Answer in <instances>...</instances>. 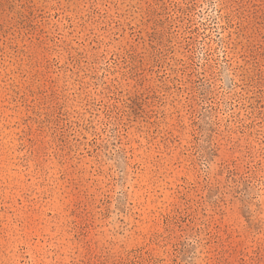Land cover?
Wrapping results in <instances>:
<instances>
[{"label":"rangeland","instance_id":"1","mask_svg":"<svg viewBox=\"0 0 264 264\" xmlns=\"http://www.w3.org/2000/svg\"><path fill=\"white\" fill-rule=\"evenodd\" d=\"M0 264H264V0H0Z\"/></svg>","mask_w":264,"mask_h":264}]
</instances>
